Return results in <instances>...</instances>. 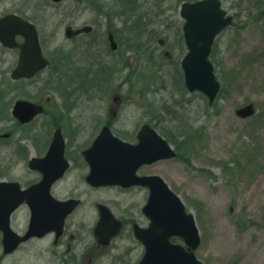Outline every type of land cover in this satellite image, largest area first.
Listing matches in <instances>:
<instances>
[{
    "label": "rangeland",
    "instance_id": "obj_1",
    "mask_svg": "<svg viewBox=\"0 0 264 264\" xmlns=\"http://www.w3.org/2000/svg\"><path fill=\"white\" fill-rule=\"evenodd\" d=\"M176 5L175 0L165 5L166 21H157L160 23L158 28L161 34L157 35L155 45L163 49L158 39L164 37L170 45L165 47L173 57L165 61L163 76L152 83L151 89L156 87L158 81L160 86L162 83H173L171 76L177 72L179 61L176 63V60L181 55L178 27L183 20ZM222 5L234 18L233 24L216 38V45L214 44L219 62L216 67L217 77L222 84L226 82L227 87L217 99L216 105L209 104L207 98L202 97L198 91L185 94L190 98L184 104L185 116L189 121H195L198 127H203V135L187 148L186 155L190 157L188 161L181 157L160 160L154 163L153 171L166 180L179 194L187 209L193 212L201 233V244L196 249V255L201 261L205 264H264V0H222ZM62 11L54 13L47 6L45 13L43 11L41 14L46 22V25L43 23L41 36L45 38L48 52L54 44L63 43L66 39L65 24L59 23L61 19L58 21L60 14L61 17H66V13ZM94 16L91 13L87 15L89 19ZM133 32L134 30L121 32L119 41H129L133 36L130 33ZM121 56L115 55L117 59ZM54 58L52 57L53 61ZM131 63L133 67L126 68L112 82L113 91L106 93L98 102H113L114 96L123 98V104L142 101L136 94H143L144 84L149 79L142 75L151 70L143 66L134 67L135 60H131ZM130 72L132 75L125 76V80L120 82L121 77ZM97 79L91 80L95 82ZM70 82L66 87L58 85L57 79H43L40 84L38 82L37 87L33 86V82H28L29 85L26 82L23 84V96L31 98L35 93L44 91L45 98L53 97L50 103L62 104L65 103L62 90L68 91L69 97L71 95L68 87ZM101 87L108 86L101 84ZM169 93L170 86L167 90L158 88L149 96L153 95L154 99L161 101L168 99ZM178 98L176 95L171 100ZM249 102L255 104L256 114L248 118L237 116L235 110ZM90 103L97 102L91 100ZM131 109L140 119L141 112L136 108ZM161 115L167 120L166 124H169L171 116L163 112ZM3 131L0 126V133ZM42 131L44 138L46 131ZM0 156L3 157L4 166L7 156L13 158L14 153L4 148L0 150ZM0 171L3 174H0V178H4L6 170L0 167ZM20 173L18 169L9 172L14 177H18ZM135 199L139 202L140 210L146 200L144 191H138ZM114 208L117 210L116 206ZM18 214L13 226L19 231L26 224L27 211L22 209ZM80 214L81 210L77 216ZM95 215L94 209H91L86 217L92 219ZM118 243L122 242L117 241L116 244ZM129 247L130 244L124 251ZM113 252L110 254L117 256L116 251L115 254ZM140 253L141 250L134 252L127 260L136 262ZM39 259L41 258L36 256L34 250H20L5 257L3 264H42ZM107 263L111 261L108 260Z\"/></svg>",
    "mask_w": 264,
    "mask_h": 264
},
{
    "label": "flooded vegetation",
    "instance_id": "obj_2",
    "mask_svg": "<svg viewBox=\"0 0 264 264\" xmlns=\"http://www.w3.org/2000/svg\"><path fill=\"white\" fill-rule=\"evenodd\" d=\"M151 4L152 0H61L58 2L46 0L44 4L41 0H0V18L15 14L33 22L40 29L43 5H51L54 13H60V10L66 13L65 18L61 17V14L58 16L61 18L60 22L75 28L91 26V30L87 32L66 39L63 43L54 44L49 53L44 46L46 55L51 60L52 57H55L57 67L53 69L57 68L58 70L39 72L31 77V79H39L42 75V77L51 76L52 78L71 80L84 77L86 88H77L74 81L70 82L71 95L68 103H44L45 110L43 112L32 116L28 122L22 123L14 114L13 107L17 99L24 98V87L20 86L22 84H19L18 87H0V126L4 127L7 133L4 137L6 140L4 148L14 153L13 158L7 156L8 169L13 170L22 166L19 180L23 182V187L41 182L43 174L39 170L40 168L31 169L29 160L32 157H44L48 153L55 135L59 138L61 134L64 142L60 138L48 165L50 171L59 169L63 162L60 151L63 148V156L67 160L68 166L61 177L52 182L49 191L59 201L72 198L79 200L76 208L62 221L61 216L64 208L46 211L45 220H52L53 230L40 237H30L21 243L14 252L34 250L35 254L41 258L39 261L42 264H106L108 260L111 261L109 264H126L124 257L131 256L139 250H141V256L143 255L144 246L135 237V226L146 227L149 220L142 209L145 203L139 210V202L136 201L135 196L138 191H144L147 200L149 189L141 185H92L87 180L91 165L85 157L84 151L93 144L104 128H108L114 136L125 141L138 142V132L148 122L151 112L143 104H123L121 102L123 98L119 96H114L113 102H98V100L101 101L104 93L113 91L114 87L90 89L87 77L89 73L73 71V64L89 62L91 53L95 56V61L98 62H102L104 59H107L109 63L116 61L115 55L120 56L122 50L119 45L116 48L112 46L111 33L135 29L137 25L134 22L137 15L144 14ZM91 11L96 16L89 20L87 15ZM119 15H124L127 19L122 21L119 19ZM148 25H142L141 28L147 30ZM5 29L13 31L16 28L14 24H11ZM114 37L116 39V36ZM24 43L25 37L21 33L0 40V80H15L12 77V72L20 60ZM51 43L53 44L52 41ZM84 69L87 70L88 67H84ZM107 76L109 79L106 83L110 84L116 73H108ZM26 79L18 78L16 81ZM73 93L76 95L72 96ZM34 97L33 101L42 102L38 94H35ZM91 100L97 103H90ZM131 108H136L141 112L140 119ZM43 125L48 126L44 131H42ZM41 131H46L44 138H42ZM19 137H21L22 143L20 146L17 143ZM110 140L109 137L106 138V142ZM153 165L154 162L141 165L136 174L139 176L154 174ZM35 197L38 202H44L47 205L51 202L41 188L35 192ZM101 204L109 206L121 221L119 234L111 238L108 244L100 241V238L103 237L102 233L97 235ZM24 205L22 208H26L28 213L25 215L26 224L21 229V234L26 233L29 221V209ZM115 206L117 210H115ZM91 209H94L96 213V217L92 219L86 217ZM80 210L81 214L77 216ZM16 211L12 214L15 220ZM52 214L54 216L51 217ZM13 222L16 223L14 220ZM111 229L112 223H108L101 227V232L106 233ZM173 240L180 241L178 237H174ZM117 241L122 243L116 244ZM128 244L131 248L124 251ZM113 251H116L117 256L110 254Z\"/></svg>",
    "mask_w": 264,
    "mask_h": 264
},
{
    "label": "water",
    "instance_id": "obj_3",
    "mask_svg": "<svg viewBox=\"0 0 264 264\" xmlns=\"http://www.w3.org/2000/svg\"><path fill=\"white\" fill-rule=\"evenodd\" d=\"M225 13L226 11L221 8L220 0L185 2L181 10L182 16L186 19L184 31L185 40L189 48L188 53L182 60L185 81L190 90L196 88L203 90L211 101L215 98L220 83L216 80L213 64L208 56L215 36L227 24L231 23L232 17H225ZM22 32L26 34L25 49L36 52V68L45 66L47 60L42 55L36 30L26 24ZM30 57L34 58L28 53L22 55L19 66L15 70L16 76L32 75L35 72V70L27 71L25 69L27 59H31ZM23 103L29 104V102ZM38 107L41 108L40 106ZM236 112L242 117H247L255 112V108L251 103ZM104 136L111 137L110 134L100 135L92 147L85 151L86 157L92 165L89 181L93 184H115L123 183L127 177L131 183L140 182L151 187V193L144 208L145 213L151 219L150 226L144 229L136 227V235L146 247L145 255L138 264H204L197 259L194 253V249L200 243V232L195 217L192 213L186 211L181 198L170 189L160 176L138 178L135 175L136 169L143 162L174 156L175 152L171 145L155 129L148 125H145L140 131V142L136 145L111 137L113 142L112 145L108 144V146L105 145L107 143L103 142ZM57 140L56 137L47 158L55 151ZM119 162H122L123 165H120ZM64 164H67L65 160ZM42 167L44 168L45 166ZM44 172L45 178L49 177L50 180H54L58 176V174L52 176L45 170ZM12 187H17V184L0 181V230L4 234L5 249L8 251L12 250L22 239L38 232L37 228L40 225L39 220L43 215V210H48L47 205L43 207L37 203L35 204L34 199L31 197L32 195H30L33 193L31 191L34 190L33 188L27 190L26 192H31L25 195V191H20L22 196L20 194L15 199L8 200L6 192ZM25 197L28 199L32 210V219L30 232L26 237H19L11 228L10 216ZM76 202L74 200L67 202L69 204L65 208L62 219L73 210ZM109 222L113 224L111 231L106 234L102 232V242L105 243L117 234L120 222L107 207L101 206V219L97 232H99L101 227L108 225ZM52 226L53 224H49L40 233L36 234H43L50 230ZM173 235L183 237L189 249L184 248L180 244L172 243L169 238ZM9 244L10 247H8Z\"/></svg>",
    "mask_w": 264,
    "mask_h": 264
},
{
    "label": "trees",
    "instance_id": "obj_4",
    "mask_svg": "<svg viewBox=\"0 0 264 264\" xmlns=\"http://www.w3.org/2000/svg\"><path fill=\"white\" fill-rule=\"evenodd\" d=\"M159 71L160 70H155L154 72L158 74ZM178 71L181 73L179 67H178ZM169 111L170 114L176 113V111L172 107L171 109H169ZM156 120L159 119L157 118ZM160 122L161 121H157L156 125L159 126ZM160 130L166 135L169 141L175 144L177 150L179 151V157L185 159L186 161H188V158L184 154L186 153L187 148L195 139L198 138V136H201L203 132L202 129L195 128L192 124H186L184 126H181V131L179 134H176L173 128L168 129L162 126L160 127Z\"/></svg>",
    "mask_w": 264,
    "mask_h": 264
}]
</instances>
